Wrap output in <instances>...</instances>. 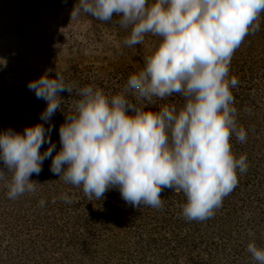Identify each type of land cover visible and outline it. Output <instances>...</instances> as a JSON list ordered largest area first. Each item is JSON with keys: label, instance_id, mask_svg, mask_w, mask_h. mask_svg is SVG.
Listing matches in <instances>:
<instances>
[{"label": "clouds", "instance_id": "9594fccd", "mask_svg": "<svg viewBox=\"0 0 264 264\" xmlns=\"http://www.w3.org/2000/svg\"><path fill=\"white\" fill-rule=\"evenodd\" d=\"M81 13L101 22L118 17L128 31L124 47L153 37L150 54L115 94L94 85L74 87L57 72L51 78V69L29 81L28 90L46 106L41 122L22 134L0 132V162L7 170H0V181L7 197L34 193L39 183L30 177L51 159L52 174L82 187L89 201L118 190L134 208L159 210L161 193L171 189L186 198V221L214 217L237 187V173L249 167L247 156L237 158L230 143L233 136L245 143L247 131L238 125L232 89L239 81L229 71L245 37L260 30L264 0H77L71 17ZM74 91L78 98L61 111V93ZM174 96L182 103L158 104ZM57 111L64 115L58 151L50 140ZM59 198L72 203L68 193ZM247 252L264 264V247L250 241Z\"/></svg>", "mask_w": 264, "mask_h": 264}, {"label": "trees", "instance_id": "16d2710c", "mask_svg": "<svg viewBox=\"0 0 264 264\" xmlns=\"http://www.w3.org/2000/svg\"><path fill=\"white\" fill-rule=\"evenodd\" d=\"M76 3L0 0V51L10 55L30 49H71L102 43V37L109 35L116 42L112 48L116 60L79 66L66 62L56 72L74 87L94 85L115 94L130 74L142 68L154 38L124 47L128 31L119 26L118 17L110 22L83 13L71 17ZM14 68L0 61V132L10 128L22 134L26 126L41 122L46 104L28 88L6 83ZM49 76L55 78V72ZM229 76L239 81L232 89L234 106L238 125L247 131L245 143L235 136L230 143L237 158L247 156L249 167L246 173H237V187L214 217L186 221L181 209L186 198L171 189L161 193L163 208L159 210L143 205L134 208L120 198L118 190L108 191L101 201L94 197L89 201L82 187L52 174L51 159H46L40 174L30 177L39 183L34 193L9 199L5 181H0V264H255L247 245L254 241L264 247V15L260 30L245 37L234 52ZM61 95L65 98L61 111L67 112L78 97L75 91ZM168 103L181 104L182 100L174 96L158 101ZM63 123L64 115L57 111L51 118L50 134L57 151ZM0 170L7 171L2 162ZM6 176L10 179L11 173ZM61 193H68L72 203L63 202Z\"/></svg>", "mask_w": 264, "mask_h": 264}, {"label": "rangeland", "instance_id": "374dc122", "mask_svg": "<svg viewBox=\"0 0 264 264\" xmlns=\"http://www.w3.org/2000/svg\"><path fill=\"white\" fill-rule=\"evenodd\" d=\"M115 46L116 42L112 37L104 35L102 43H94L89 46L73 45L71 49L43 51L30 49L12 52L10 55L0 51V61L5 65L15 67V70L8 72L6 83L13 88H27L29 81L39 78L48 69L52 70L48 73L50 75L58 69L64 68L66 62L79 66L116 60L112 52V48Z\"/></svg>", "mask_w": 264, "mask_h": 264}]
</instances>
